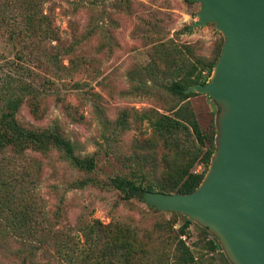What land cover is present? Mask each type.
Listing matches in <instances>:
<instances>
[{
    "label": "rangeland",
    "instance_id": "1",
    "mask_svg": "<svg viewBox=\"0 0 264 264\" xmlns=\"http://www.w3.org/2000/svg\"><path fill=\"white\" fill-rule=\"evenodd\" d=\"M17 1L32 3L37 18L47 17L46 24L36 22L34 51L51 77L31 80L34 90L17 121L37 131L59 128L76 155L93 159L95 167L80 170L54 145L21 154L15 148L0 151V182L10 184L13 196L7 201L0 189V264H122L115 246L127 238L116 237L117 225L129 227L145 246L134 264H177L179 240L190 247L196 264H240L204 222L191 221L180 236L188 215L149 207L144 191L126 200L110 181L126 177L143 188L168 182L165 159L175 151L165 148L149 116L170 114L179 102L166 87L176 80L182 60L206 65L219 59L225 38L215 23L196 25L202 4ZM0 44V51L12 56L11 46ZM188 102L219 146L227 106L200 93ZM211 241L220 248L210 249Z\"/></svg>",
    "mask_w": 264,
    "mask_h": 264
},
{
    "label": "water",
    "instance_id": "2",
    "mask_svg": "<svg viewBox=\"0 0 264 264\" xmlns=\"http://www.w3.org/2000/svg\"><path fill=\"white\" fill-rule=\"evenodd\" d=\"M190 1L202 4L196 25L215 23L225 42L211 75L215 81L188 91L228 110L201 186L190 194L146 192L145 201L204 222L238 263L264 264V0Z\"/></svg>",
    "mask_w": 264,
    "mask_h": 264
},
{
    "label": "trees",
    "instance_id": "3",
    "mask_svg": "<svg viewBox=\"0 0 264 264\" xmlns=\"http://www.w3.org/2000/svg\"><path fill=\"white\" fill-rule=\"evenodd\" d=\"M31 4L23 1L18 4L17 0H0V43L4 42L12 48V56L0 51V151L15 148L16 153L21 154L25 150H42L48 145H54L80 170L93 171L94 160L78 157L73 143L61 136L59 128L52 127L37 131L22 127L17 121L16 117L25 97L31 95L34 90L31 80L51 78L43 72V61L34 51L36 22L46 24L47 17L42 15L37 18L39 10L33 8L34 5ZM46 37L45 34L44 38ZM221 47L220 44L216 59L220 55ZM215 62L216 60L204 65L200 61L195 64L181 61L174 72L176 80L166 87L170 93L179 98V102L168 110L170 114L154 111L149 116L155 131L165 140V148L175 151L173 158L165 159L169 180L143 188L126 177L118 176L110 179L111 184L121 191L126 200L134 198L141 191L166 195L190 194L195 192L205 180L217 150L215 134L209 135L201 128L188 102L198 93L190 92L188 89L194 85H206L214 70ZM185 69L187 72L184 73ZM121 123L125 125V121ZM183 136L184 140H182ZM198 167L201 169H197ZM11 171L13 172L11 169L8 170ZM0 189L5 199L12 201L10 184L0 182ZM191 224L188 219L184 222L180 236L185 235ZM115 229L118 239L127 238L121 244L118 240L115 246V250L124 257L122 264H134V260L144 253L145 246L129 227L117 225ZM128 240L131 242H127ZM210 244L212 250L220 248L216 242L211 241ZM138 249H142L141 252ZM177 249L180 250L176 259L177 264H196L197 258L183 240H179Z\"/></svg>",
    "mask_w": 264,
    "mask_h": 264
}]
</instances>
